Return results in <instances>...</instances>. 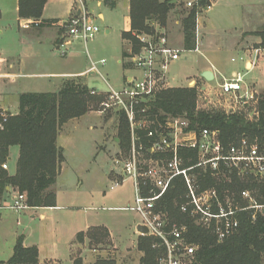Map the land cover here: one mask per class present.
I'll return each mask as SVG.
<instances>
[{
	"label": "rangeland",
	"instance_id": "obj_1",
	"mask_svg": "<svg viewBox=\"0 0 264 264\" xmlns=\"http://www.w3.org/2000/svg\"><path fill=\"white\" fill-rule=\"evenodd\" d=\"M117 1V8L111 9L105 5L106 0H49L45 11L47 20L68 21L71 7L75 4L79 9L84 6L92 14L94 24L100 28L95 39L86 45L75 42L69 46L64 58L60 51L55 50V45L60 46L65 41L63 27L41 28L34 25L30 31L29 28L23 29L16 11V0H0V53L8 60L0 64V73H15L21 69L15 84H1L2 105L12 113L18 112L20 94L56 91L54 85L60 80L28 76L36 71L79 72L89 68L92 62L98 64L105 60V66L98 65L103 78L93 72L88 73L87 80L91 85L99 88L105 86L107 90L109 87L104 80L114 89H120L125 78L136 75L129 58L123 57L125 51L129 54L133 50L130 43L122 39V33L128 28V3L126 0ZM189 1H174L177 6L170 13L167 26L162 28L172 46L180 50H184L181 43L182 20L190 9L187 5ZM213 3L215 7L211 11L200 13L198 40L199 43L205 41L206 46L202 45L200 52H183L181 58L170 65V86L184 87L191 79H196L197 82L190 87L198 88L199 108L209 112H226L233 103L218 91L221 78L206 83L200 78L202 71L199 68L207 65V59L214 55L222 59L226 68L232 64L231 58L240 62L239 54L232 45L241 40L242 33L256 31L255 35L263 29L264 0H211V5ZM100 14L104 19L100 18ZM157 29L161 27L158 25ZM33 34H41L44 44L29 45V37ZM246 39L253 42L255 37ZM218 45L222 47L221 51L217 50ZM261 63L260 68L264 72V60ZM262 79L263 85L261 83L258 90L260 95L264 93V76ZM9 80L0 78V82ZM202 85L212 87L202 91ZM101 109V105H91L84 117L70 121L60 132L58 144L65 151L66 162L62 165L57 183L50 189L56 194L57 207L38 211L36 218L30 217L34 212L30 210L2 212L0 264H8L19 237H26L27 245L41 244L48 251L51 250L61 264H72L71 242L77 233L96 226L107 227L109 236L103 243H92L85 238L79 247L80 253L76 254L78 257L81 255L84 264H94L99 258H113L118 264H140L136 228L143 220L139 213L123 210L134 206L136 199L133 181L125 179L122 183V170L128 154L119 146L116 110ZM9 113L4 112L5 115ZM11 173H14V166ZM117 182L120 184L115 187ZM43 214L46 219L41 218Z\"/></svg>",
	"mask_w": 264,
	"mask_h": 264
},
{
	"label": "trees",
	"instance_id": "obj_2",
	"mask_svg": "<svg viewBox=\"0 0 264 264\" xmlns=\"http://www.w3.org/2000/svg\"><path fill=\"white\" fill-rule=\"evenodd\" d=\"M85 1V0H83ZM179 0H130V31L122 33V39L130 43L133 52L139 50V42L133 33L157 35L167 26L170 13ZM187 1V0H183ZM49 0H18L20 20L40 21L39 27L52 26L57 20L43 19ZM105 5L116 8V2L106 0ZM186 5V4H183ZM211 5V0H200L199 6L190 7L182 20L184 49L195 51L197 47V15L200 9ZM200 7V9H199ZM161 29H157V26ZM261 38L259 48L264 49V27L256 33ZM127 52L123 57H128ZM105 95H92L91 89L78 79L66 80L58 92L22 93L19 96V112L16 115L0 114V198L7 188L18 189L27 198L30 208L56 207V194L50 189L57 183L62 165L66 162L65 151L58 144L62 128L74 119L84 117L93 104L97 106L105 100ZM140 109L146 110L150 120L164 122L168 118H183L189 121V131L199 134L202 130L218 131L221 143L228 149L244 137L256 142L264 153V93L260 95L258 115L250 118L244 112L201 110L198 105V88L173 87L163 90ZM118 138L121 150L131 151V130L124 112L116 111ZM151 128L155 124H151ZM145 135V131H140ZM143 142L150 147L145 137ZM19 148L16 170L11 173L2 165L8 163L10 150ZM150 156L151 154L148 153ZM183 166L191 168L199 163L196 149L180 148ZM199 193L215 190L218 201H212L213 212H218V203L228 210L231 199L235 215L232 221L238 226L223 241L215 233V223L205 229L197 216H192L188 187L183 177L176 178L164 197L156 203L155 211L166 216L170 225L186 227V238L198 247L187 264H264V211L248 209V202L242 192L250 191L259 204H264V180L255 175H241L235 168L220 165L217 171L207 167H195L190 173ZM143 194L148 191L143 189ZM187 205V212L182 207ZM1 220V215H0ZM109 233L104 227L90 228L78 234L83 243L88 238L92 243H103ZM158 239L151 235L139 236L138 251L142 253L140 264H159L164 249L155 248ZM8 264H42L37 246L26 247L24 238L19 237L13 256ZM59 264V263H44ZM73 264H84L77 258ZM94 264H118L115 259L99 258Z\"/></svg>",
	"mask_w": 264,
	"mask_h": 264
},
{
	"label": "built area",
	"instance_id": "obj_3",
	"mask_svg": "<svg viewBox=\"0 0 264 264\" xmlns=\"http://www.w3.org/2000/svg\"><path fill=\"white\" fill-rule=\"evenodd\" d=\"M199 1L190 0L187 5L199 6ZM211 8L212 5L201 9L199 7L197 20L201 11ZM40 24V21L29 20L22 27L30 29L31 26ZM53 25L63 27L66 32L65 41L60 45L63 56L74 42L86 45L100 32V28L93 22L92 14L84 6L68 21ZM133 36L140 44L139 50L136 53L132 50L127 58L136 75L127 79L120 89L109 86V90L104 93L105 100L101 103L102 111L114 109L124 112L130 124L132 147L123 166L122 183L125 179L133 181L136 199L134 206L123 210L139 213L142 224L149 229V235L159 240L154 245L155 248L164 249L159 264H187L198 247L188 242L186 227L170 225L164 214L155 211L156 203L164 197L176 178L183 177L189 190V204L193 207L192 216H197L205 229H209L214 222L215 233L219 241H223L238 226V222L231 219L236 213L233 202L228 199V210L218 203V212H213L212 201H218L216 191L199 193L189 173L195 167L205 168L208 165L217 171L224 164L228 168H235L243 176L255 175L264 180V153L260 152L256 142L252 143L246 137L225 149L218 131L202 130L197 134L189 131V121L183 118H168L164 122L150 120L146 116V110L140 109L141 105L147 104L163 90L171 88L170 65L178 61L185 51L174 48L163 30L154 36L137 33H133ZM105 64V60L98 64L92 63L87 73H99L98 65ZM220 87L222 93L233 103L226 113L244 112L250 118L258 115L260 94L246 81V74L237 73L234 77L224 79ZM91 94L97 96L102 93L91 90ZM151 124H155V127L151 128ZM140 131H145V135L142 136ZM144 137L149 140L150 147L143 142ZM180 148L198 151L197 166H183ZM2 168L9 170L7 163ZM119 184L117 182L115 187ZM143 189L148 191V195L143 194ZM242 197L249 205L245 210L264 211V204H259L250 191L242 192ZM29 209L26 195L18 189L8 188L4 197L0 198V214L5 211L19 213ZM182 211L187 212V205L182 207Z\"/></svg>",
	"mask_w": 264,
	"mask_h": 264
},
{
	"label": "crops",
	"instance_id": "obj_4",
	"mask_svg": "<svg viewBox=\"0 0 264 264\" xmlns=\"http://www.w3.org/2000/svg\"><path fill=\"white\" fill-rule=\"evenodd\" d=\"M113 1L116 2V8H117L119 2L117 0H113ZM217 1H220V0H217ZM16 2H17L16 3V5H17L16 6V11L18 12V0H16ZM126 3H128V12L130 13V0H126ZM215 3L212 4L211 10L215 7ZM47 5H46V8H47ZM75 6L76 5L74 4L71 7V12H70L69 19L72 16H75L79 12V10H80L79 8H76ZM46 8H45V11H46ZM211 10H205L204 13H208ZM0 16H1V10H0ZM99 16H100L101 19H104L103 14H100ZM200 17H201V15H199L198 20H197V31L200 29ZM43 19L47 20L46 17H45V12H44ZM24 22H27V21L20 20L19 19V23H20L21 26H22V24ZM262 25H264V23ZM54 26L55 25H52V27H54ZM130 29H131V25H130V17H129L127 31H130ZM29 31H30V29H29ZM255 32L246 31V32L242 33L243 36H242L241 40L238 41V42H234V44L232 45L233 48L238 52V54H239V61L242 64L240 62H237V59L231 58V63L232 64H231V66L229 68H226V66L222 64V59L219 56L214 55L213 58L207 59V65L201 66L199 68V70H201V71H204V70H210V71H212L213 74H214V76H215V79L214 80H217V77H220L222 83H223L224 79H229L231 77H234L235 74H237V73L246 74V81L250 85H252L256 90H260L261 83L263 85V81H262L263 79L262 78L264 76V72L262 71V68H260L261 67V64H262L261 62L264 60L263 59V57H264V49H261V48L257 47L261 43V38L258 37L256 34L254 35ZM107 33H109V32L107 31ZM248 34H250V35H248ZM252 35H254V36H252ZM247 37H255V40L253 42L247 41V39H246ZM169 41H170V43H172L171 40H170V38H169ZM181 43H183V45H184V35H183V39L181 38ZM43 44H44V41H43V37L41 36V34L40 35L33 34V35H31L29 37V45L39 46V45H43ZM252 44H254L255 46L253 47ZM202 45H205L206 46V42L205 41L204 42L201 41L199 43V40H198V37H197V47H198V51L199 52H200L199 48ZM183 48H184V46H183ZM221 49H222V47L220 45H218L217 46V50L218 51H221ZM55 50L60 51L59 44L58 45H55ZM184 51H186V50L184 49ZM125 52H127V51H125ZM60 54L64 58L67 57V54L65 56H63L62 53H60ZM6 61H8V60H6L5 58H3L2 53H0V64L1 63H4ZM233 63H235L236 65H234ZM11 68H12V65H10V68L9 69H11ZM89 68L85 69L84 71H79V72H77V71H74V72L68 71L67 72L66 71V72H62V73H41V72H37L36 71V72L29 73L28 76L29 77H42V78L43 77L44 78L45 77L46 78H49L50 77V78H57V79H59L60 81H58L54 85L55 88H56V91H54V92H58L60 90L61 86L63 85V83L66 80H69L71 78H76L82 84L86 85L89 89L96 90L97 92L102 93V94L106 93L109 89L107 90L105 88V86L102 87V88H99V87H96L95 85H91L88 82V80H87L88 73L87 72H88ZM98 71H99V69H98ZM20 73H21V69L19 71H16L15 73H0V78L10 79L8 82H0V87H1V84L2 85H5V86L6 85H9V84L11 85L13 83L15 84L16 81H17V79H18V77L20 76ZM98 74L102 77V74L100 73V71H99ZM24 76H26V75H24ZM133 76H135V75H133ZM131 77L132 76H129V77L125 78L124 83H123V86L125 85L126 80L129 79V78H131ZM201 79H203V78H201ZM104 81H105L104 83L106 84V86H108V87L111 86L108 81H106V80H104ZM194 82H197V80L196 79H191L188 82V85H186L184 87H190V85H192V83H194ZM221 82L218 84V87H217L218 88V91H219V93L221 95L226 96L221 91V87H220L221 84H222ZM206 83H207V81H206ZM172 87H174V86H172ZM208 87H212V86L202 85L200 87V89L202 91H206L208 89ZM43 93H49V92H43ZM1 95H2V93L0 94V114L1 115H5L4 112L5 113L6 112H10L9 114L16 115L19 112V109H18V112H14V113H12L11 111H9L7 107H4L2 105V103L4 101V98ZM226 97H228V96H226ZM10 154L11 155H10V158H9L7 164L9 166V171L11 172V169L14 166V172H15V170H16V163H17V159H18V155H19V148L18 147L11 148ZM56 207H57V205H56ZM56 207H51V208H31L29 210L30 211H34V212H32L30 214V217L31 218H36L37 217V214L36 213L38 211H41V210H44V209H55ZM0 215H1V218H2V214H0ZM41 218L42 219H46V216L43 214V215H41ZM96 227H104V228L108 229L105 226H96ZM90 228H93V227H89L87 230L81 231V232L86 233ZM81 232H79V233H81ZM79 233H77L76 237L71 242L70 247H69V250H70V258L72 260V264L74 263V261L77 258H81L82 259L81 255H79V257L76 256V254L80 253L79 247L83 244V243H80L78 241V239H77ZM137 236L139 238L140 235L137 234ZM24 245L26 247H31V246H37L38 247V249H39V260H40V263H42V264H44V263H59V264H61V260H59L58 257H55V255L53 254V252H51V250L48 251V249L46 247H44L43 245H41V244H38V245L37 244L27 245V243H26V237L24 239ZM139 253L141 254V257H142V253L141 252H139Z\"/></svg>",
	"mask_w": 264,
	"mask_h": 264
},
{
	"label": "water",
	"instance_id": "obj_5",
	"mask_svg": "<svg viewBox=\"0 0 264 264\" xmlns=\"http://www.w3.org/2000/svg\"><path fill=\"white\" fill-rule=\"evenodd\" d=\"M200 77L203 78L207 82H211L215 79L213 72L210 70L202 71L200 73ZM136 233L141 235V236L149 235V229L146 225L141 223L137 226Z\"/></svg>",
	"mask_w": 264,
	"mask_h": 264
}]
</instances>
